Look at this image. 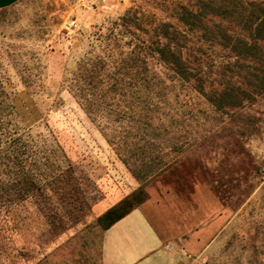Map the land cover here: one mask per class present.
Here are the masks:
<instances>
[{
  "label": "rangeland",
  "instance_id": "obj_1",
  "mask_svg": "<svg viewBox=\"0 0 264 264\" xmlns=\"http://www.w3.org/2000/svg\"><path fill=\"white\" fill-rule=\"evenodd\" d=\"M195 2L21 0L0 10V78L15 107V123L27 140L32 138L48 153L50 164L40 171L43 180L56 175L62 176V188L69 183L58 195L68 201L57 211L54 231L41 216L27 232L11 230L13 240L0 254V264L47 259L98 264L105 231L99 218L105 213L95 207L108 199L119 205L140 188L148 199L150 192L155 195L151 184L158 176L141 182L125 163L123 147L133 141L128 130L141 125L135 80L128 86L134 94L129 103L119 98L120 91L113 92L102 114H90L80 97V64L114 55L109 73L118 77L125 73L123 61L135 42V28L129 34L120 26L129 10L185 29L173 14L174 6ZM111 33L119 41L103 42ZM150 67L171 83L164 65L153 61ZM169 93L168 104L149 112L164 133L166 148L158 154L166 164L179 158L200 173L208 205L215 200L223 223L232 220L207 263L264 264V95L227 116L187 84L178 83ZM173 146H184V151Z\"/></svg>",
  "mask_w": 264,
  "mask_h": 264
},
{
  "label": "trees",
  "instance_id": "obj_2",
  "mask_svg": "<svg viewBox=\"0 0 264 264\" xmlns=\"http://www.w3.org/2000/svg\"><path fill=\"white\" fill-rule=\"evenodd\" d=\"M173 14L185 29L133 9L121 18L120 26L127 33L132 34L130 28H135V42L123 61L125 73L118 77L109 73L114 55L109 56L110 60L87 59L80 64L79 92L90 114H102L105 106L111 105L108 97L113 92L120 91L119 98H124L125 103L135 94L141 125L130 127L129 138L133 141L123 151L125 163L141 182L161 177L183 162L178 158L166 164L163 154H158L166 148L164 133L154 126L149 115L169 103V91L178 83L189 85L217 112L227 116L264 95V0H196L175 5ZM108 37L103 42L111 38L119 41L115 34ZM153 61L172 74L170 84L159 73L150 71ZM131 83L134 94L128 90ZM15 116V107L0 78V254L12 239L11 230L18 235L27 232L40 216L46 219L49 231H54L57 211L61 203L68 201L58 195L69 183L62 188V176L56 175L43 180L40 171L50 164L48 153L19 132ZM172 150L183 152L184 146H173ZM145 194L140 188L107 211L99 218L104 229L142 205L148 199ZM49 204L51 214L46 211ZM60 210H65L64 206Z\"/></svg>",
  "mask_w": 264,
  "mask_h": 264
},
{
  "label": "crops",
  "instance_id": "obj_3",
  "mask_svg": "<svg viewBox=\"0 0 264 264\" xmlns=\"http://www.w3.org/2000/svg\"><path fill=\"white\" fill-rule=\"evenodd\" d=\"M21 0H0V10ZM142 205L105 230L98 264H208L207 260L232 220L223 223L214 198L208 205L203 176L180 162L158 177ZM108 199L95 207L106 213ZM36 264H67L50 259Z\"/></svg>",
  "mask_w": 264,
  "mask_h": 264
}]
</instances>
